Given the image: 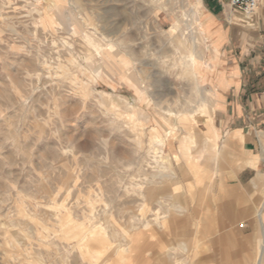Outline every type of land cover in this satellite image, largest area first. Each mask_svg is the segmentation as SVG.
<instances>
[{
	"label": "rangeland",
	"instance_id": "374dc122",
	"mask_svg": "<svg viewBox=\"0 0 264 264\" xmlns=\"http://www.w3.org/2000/svg\"><path fill=\"white\" fill-rule=\"evenodd\" d=\"M78 1L95 29L90 35L93 42L103 46L107 40L121 41L119 51L134 55V66L143 72L149 90L139 102L123 67L112 65L111 73L82 34L61 26L44 29L37 12L54 11L49 0H0V264H86L73 250L82 235L87 239L105 235L112 245L146 221H150L147 250L156 243L162 246L160 253L174 248L171 261L189 264L190 239L157 229L155 215L166 217L165 222L190 224L186 204L193 206L195 190H181L180 161L165 153L166 145L155 144L153 149L143 136V148H134L135 130L130 131L125 119L136 112L144 134L154 135V127L162 133L161 127L173 123L164 109L180 113L192 108L190 79L177 74L170 58H165L171 51L165 33L180 16L181 0ZM72 9L74 5H67ZM196 26L205 34L204 62L210 27L205 21ZM211 47L217 49L216 42ZM98 63L110 84L91 83ZM129 73L134 74L131 69ZM198 86L207 90L200 79ZM90 87L107 94L113 113L97 119L89 103L74 115ZM181 127L182 132L187 125ZM173 203L184 206L185 213L174 212ZM189 226L193 231L194 225ZM181 241L187 250L176 247ZM232 258L229 264H240L239 258ZM101 259L100 264L114 260L111 250ZM143 259L169 264L163 254ZM130 262L139 263L137 258Z\"/></svg>",
	"mask_w": 264,
	"mask_h": 264
},
{
	"label": "crops",
	"instance_id": "0c3cea01",
	"mask_svg": "<svg viewBox=\"0 0 264 264\" xmlns=\"http://www.w3.org/2000/svg\"><path fill=\"white\" fill-rule=\"evenodd\" d=\"M238 14L242 13L231 9L226 0H201V15L211 33L203 64L211 68L200 80L213 93V119L191 126L194 141H187L186 154L183 131L164 148L171 159L180 161V176L184 179L181 190H195L193 206L188 197L185 201L194 229L190 231L186 220L165 222L166 217L159 218V213L155 224L165 233L178 232L190 239L189 264H194L198 256V264H229L232 257L239 258L236 261L240 264H264V0L250 14L247 25L234 28L230 20ZM212 42L217 44L213 59ZM170 207L180 216L185 213L182 205L173 203ZM149 225L146 221L137 230L125 232L128 238L112 245L102 233L98 234L102 238L82 235L73 250L86 264H100L108 249L114 260L106 264H130L134 258L138 264H148L144 255L157 258L161 254L174 264V248L160 253L162 246L156 243L155 248L147 250ZM171 225L177 226L173 229ZM176 247L187 250L182 241Z\"/></svg>",
	"mask_w": 264,
	"mask_h": 264
},
{
	"label": "bare ground",
	"instance_id": "6f19581e",
	"mask_svg": "<svg viewBox=\"0 0 264 264\" xmlns=\"http://www.w3.org/2000/svg\"><path fill=\"white\" fill-rule=\"evenodd\" d=\"M69 1L70 3H67V0H49L50 5L53 8L52 10L54 11H52L51 13L47 11L37 12L38 17H42V19L40 20V25L44 29L61 26L66 31L73 32L74 34H82L85 40L88 41V44L95 50V55L102 61V63L107 66L108 70L111 73L113 72V70H111L112 65L117 67L118 69H120V67H123L126 83L133 90L136 99H138L139 102L143 100L145 94L149 90V84L144 82V79L146 78L142 76L143 72L134 66V61H136L133 59L134 55L131 53H122L121 51H119L118 45L122 46L121 41L116 43L117 41L115 40H107L106 45L103 46L100 44H95L90 36L95 35L96 33L93 24L90 22V16L83 15L82 5L80 4L81 2L79 3L78 0ZM189 1L190 0H181L182 6L180 7V16L175 18L171 27L165 33L167 36H169V44L171 49V51L169 50V56H165V58H170L171 67L176 70L177 74H179L183 78L190 79L193 100L190 99L189 102L192 108L190 109V111L183 110L180 113H178L179 110L178 112H174L169 108L164 109V114L168 118H171L173 120V123L169 125V127H161L162 133H160L159 130L154 127L152 129L154 135H152V133L144 134L143 128L141 127V118L139 114H137L136 112L127 113L125 119L126 122L131 125L130 131L132 132L133 130H135V133H133L135 135V138H133L132 143L134 148L137 150L143 148V136L147 138L146 142L151 145L153 149L157 146H161V148H163L166 145V141H168V139L178 137V133L181 132V129H183L181 126L186 124L187 127H185L183 131L186 136L182 137V139L184 140L182 148L186 154L189 150L188 145L186 144L187 141H189L190 143L194 141V135L191 134V130H189V127L191 128V126L195 125L199 121L211 123L214 110L212 109L210 100L213 93L211 94L208 90H204L200 88V86H198V79H200L203 72L207 71V69L210 67V65L206 66L203 64L205 51L202 46L205 41V34L203 32H199L196 26V23L199 26H202V22L204 21V19L201 17V0H194V4L191 5L189 4ZM67 5H74L77 13H74L72 11L74 9L67 10ZM250 20V14L242 13L235 15L234 19L230 20V23L234 28H237L241 25H247ZM211 51V58L213 59L217 54V50L212 49ZM83 61L87 62L88 59L84 58ZM130 69L134 72V74L129 73ZM100 71L101 64L98 63L93 70V74L96 75L97 73H100ZM189 108L187 107V109ZM153 120L156 122L155 118ZM156 127L158 126L156 125ZM207 136L209 135L207 134ZM155 144L157 146H155ZM159 152H161V150Z\"/></svg>",
	"mask_w": 264,
	"mask_h": 264
},
{
	"label": "clouds",
	"instance_id": "9594fccd",
	"mask_svg": "<svg viewBox=\"0 0 264 264\" xmlns=\"http://www.w3.org/2000/svg\"><path fill=\"white\" fill-rule=\"evenodd\" d=\"M81 78H85L83 74H81ZM94 84H104L109 83L110 81L107 79L106 76L103 75V73H97L95 81L91 82ZM112 97L114 98L116 96V93L113 92ZM118 102V101H117ZM49 104H52L53 101L49 99ZM91 103L92 108L94 111L92 112V116L97 119H102L105 116L113 113L115 110L112 108L110 101L107 98L106 93L102 92H96L94 87H90L89 89V95L86 98L81 99V104L78 110L74 112V115L79 116L82 112L85 111V107ZM51 110V109H50ZM47 123V122H44Z\"/></svg>",
	"mask_w": 264,
	"mask_h": 264
},
{
	"label": "built area",
	"instance_id": "2783aa9c",
	"mask_svg": "<svg viewBox=\"0 0 264 264\" xmlns=\"http://www.w3.org/2000/svg\"><path fill=\"white\" fill-rule=\"evenodd\" d=\"M226 2L235 11L251 14L258 7L260 0H226Z\"/></svg>",
	"mask_w": 264,
	"mask_h": 264
}]
</instances>
